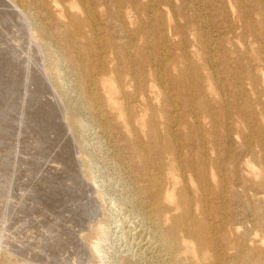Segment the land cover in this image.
<instances>
[{"label":"rangeland","instance_id":"374dc122","mask_svg":"<svg viewBox=\"0 0 264 264\" xmlns=\"http://www.w3.org/2000/svg\"><path fill=\"white\" fill-rule=\"evenodd\" d=\"M153 1L154 0H136V2L135 0H108L107 8L110 11V18L103 19L99 16V14L96 13V21L99 23L103 34L107 31L106 25L108 20H111L112 24L114 25L111 29L112 33L114 32V29L118 33H122L121 30L126 29V36L123 40L124 42L135 40L136 36L134 35L133 31H135L141 25L144 39L139 42H142V44H144V46L146 47V60L152 57V62L147 65V69H151L154 71L162 70L161 65L164 63V60H166V63L170 66V70L168 69L167 71H163V76L165 80H167L166 88L169 91L168 95L170 96H162L159 102L154 103V105H159L160 107H162L163 110L167 112V114L163 119L159 116L154 117L156 124L163 132L166 130V128L170 127L172 130H175V132H178L179 134H190L195 139L204 137V139L206 140L205 147L209 156L210 165L219 166L221 170L226 173L227 176H229L230 168L232 165V158L237 154H241L247 146L257 152L260 151L261 147L259 140L264 137V129L259 130L258 127H256L257 125L255 120V114L264 111V83L261 77L264 71L262 72V70L257 67L258 65L256 63L249 61V59H247V55L244 56V54L242 53V51H244L245 49H249L250 52H252L254 48H259L262 45V42H264V0H261L256 6H252L250 0H239L238 2H236V0H158L161 5L158 9L159 14L157 16L163 15L164 19L166 20L172 18V24L174 26L177 25L183 32L180 36H174L172 34L171 28H169L168 25H164L161 18L159 21L156 19L155 15L153 14L152 8L150 7ZM169 1L171 2V5L166 6V3H168ZM5 7L6 6H4L3 4L0 5V31H2L0 32V194H2L0 196V234L3 235H0V239L3 240L0 241V264H45V261L47 262L46 264H79L80 262V264H83L86 261L87 263L84 264H99L100 260L96 255H94L91 245L92 242L97 243L99 241L97 240V237L92 230V225L96 224L99 220H105V222L107 223L106 228L108 231L105 239L100 241L101 246L103 245V248L101 247V250L103 252L104 264H151L148 258L149 256L147 254H143L140 251L139 246L137 245V239L133 240V238H136V236L134 235L135 230L139 229L141 226H143V228L146 226L149 227V225H147L146 223L142 224V216L138 211V205L134 199L137 192L134 187H131V185H129L130 176L128 172H131L133 174L132 176H134L136 173L137 163L131 160L132 150L127 141L129 138L128 133L121 129L118 125H116L115 121L107 120L105 117H99V111L89 106L84 94V89L81 86L79 75L68 63H63L61 65V70L59 71L57 76V80L63 95L55 88L51 80L52 75L46 67V61L44 57L45 54L40 47L39 42L37 41L35 36H33L29 21H27L25 17L18 13H10L12 9L9 8L11 9L9 10L8 7ZM130 8L131 11L129 10V15H131V18L125 20L124 22V20L119 17V12L124 10L127 11V9ZM2 9H4V11ZM241 13L245 18L244 22L238 21V15ZM9 18L11 21L9 20ZM18 19L21 22L17 21ZM249 21L250 25H248ZM191 29H196L198 33H194V31ZM12 31L13 33H16L12 34ZM29 31L31 32L29 33ZM19 32L22 33V35L19 34ZM24 33L27 37H25ZM226 36L232 38L231 43H228L222 39ZM31 38L32 42L30 40ZM13 42H16L15 46ZM32 44L35 48L32 46ZM65 44V41H63L62 39H58V42L56 43V49L61 48L62 51H66L67 48ZM207 44L211 48V53H214L217 59H219L221 55H224L225 51L227 55H230L231 58L235 59V61H231L229 64V71L233 74L232 78H230L229 80H226L224 78L220 65L218 69L219 75L224 78L223 82L226 83V88L223 92V95L224 98L227 97L229 99L230 106L226 102L222 103L219 94L209 96V105L205 106L200 102V97L197 98L198 96L196 97V93H194L193 91L192 87L195 85L198 86L199 84L198 77L195 75L197 68L203 70V73H207L204 67L205 65H208V63L205 58L206 52L203 49V45L207 47ZM27 45H29L30 47ZM26 46L28 52L26 50ZM30 49L33 53H30ZM39 49H41L42 51ZM194 52H197V55H194ZM26 54L29 55L27 56ZM36 59H38L39 62H37L38 60ZM20 61L22 63H20ZM29 61H31V64ZM26 62L28 65L26 64ZM34 62L36 63L34 64ZM35 68L38 70H35ZM26 69H29L30 71H27ZM183 72H187L189 74L192 73V75H194V79L190 83L181 82V86L178 89L172 84L173 82L171 81V77L174 76L180 78ZM255 72L257 73V77L253 78ZM205 73L203 75H205ZM47 77L49 80L47 79ZM23 79L24 81L22 82L21 80ZM27 81L29 84L27 83ZM43 81H45V84L43 83ZM42 88L45 89L43 90ZM40 90L43 91L41 92ZM21 98H24L25 100H22ZM50 100L52 101V104ZM59 101H61L62 104H60L61 102ZM56 103L59 105V108L57 107ZM67 103L74 111V116L78 120V127L76 132H73L70 129L67 122ZM61 107H63V109ZM240 109L244 113H242ZM152 111L156 113L157 109H152L151 112ZM23 114L25 118H23ZM241 114H243L244 116H242ZM20 118L23 120L22 123L20 122ZM176 121L178 122L177 124H175ZM8 123L10 124L7 125ZM19 127L22 129V131ZM25 127L28 130H26ZM149 128L150 126L147 128V130ZM230 130L233 132V134L231 135L232 137L229 136ZM65 131H67L68 133ZM133 131V133H135V136H137V139H139L140 141L147 142L150 140V135L149 133H146L147 131L143 133L139 128H137V126L133 127ZM1 142L3 144H1ZM38 142L42 144L40 145ZM28 143L30 144L28 145ZM259 154L261 155V152H259ZM118 157L125 163V166L128 167V172L122 169V166L124 165L121 166L118 163ZM83 159L86 160L88 169L84 166L82 162ZM253 161L257 165L260 164L259 160L257 161L253 158ZM14 169L16 171H14ZM23 171L24 174H22ZM89 174H93L96 177L98 184H95L90 180ZM12 175L13 178L11 177ZM81 179H83V182L81 181ZM11 183H13V185ZM21 183L23 186L21 185ZM14 184L16 185L15 187ZM12 187L14 191L11 189ZM16 188L18 190H15ZM98 190L104 192L103 199L98 196ZM81 191H84V193H82ZM36 192H38V194ZM17 193L18 195L16 196ZM27 194H29L30 196ZM46 196L48 197V199ZM83 197L86 200H84ZM5 198L8 200L6 201ZM9 198L12 199L10 200ZM12 200L14 202H12ZM7 202L10 203L8 204ZM39 205L42 209L40 207H36ZM41 211H43V213ZM18 212L21 214H18ZM89 212H91V214ZM9 213L12 214V216ZM25 213L26 215L23 216ZM49 214L51 216H49ZM3 216L4 218L7 216L9 217L6 218L7 221L3 218ZM36 216H38L40 219ZM16 217H18V220H16ZM87 217L89 220L85 219ZM132 217L136 220L134 221V224ZM43 218H46V221ZM39 220L41 221V223L39 222ZM8 222L9 224H7ZM38 222L40 224H38ZM80 222L81 225H78L80 224ZM255 222H257L256 217L251 211L243 213L242 226L240 231L237 232L238 236L241 237L247 230L250 231L251 238L255 237L256 233L261 235V232L257 228H255ZM32 223L33 225H31ZM42 226L45 229H43ZM131 227L132 229L134 227V231L131 229ZM17 228L19 229V231L17 230ZM34 229L38 230L36 231ZM32 231L36 232L33 234ZM78 231H80V233H78ZM25 232H27L28 239ZM63 232L65 234L64 236ZM37 233L40 234L38 235ZM8 234L11 235L9 236ZM29 234L32 237H29ZM40 235H42V237ZM17 236L19 239L15 238ZM60 236L61 239H59ZM130 236H132V239L130 238ZM77 238H80V240H78ZM5 239L6 241L8 240V243L5 242ZM19 240L20 242L18 243L17 241ZM67 241L69 243L71 242V244H69ZM76 242L77 246L75 245ZM17 243L20 245H18ZM45 243L46 245H43ZM60 243H63V246ZM64 244L66 246H64ZM68 245L70 246L68 247ZM9 246L12 248H10ZM18 246H20V248ZM78 246L80 247L78 248ZM251 246L253 245H251L250 242L247 247L250 248ZM49 247L51 248V250H49ZM64 247H66L67 249ZM70 247L72 250L70 249ZM82 247L84 249L83 251L81 249ZM53 248L54 252L56 251V253L53 252ZM58 248L61 249V252ZM62 249H66V251ZM69 249L70 251H68ZM36 250L39 251L36 252ZM57 250L59 251V254ZM79 250H81L82 253ZM72 252L75 253L74 256L72 255ZM233 252L235 251H229L228 254H231ZM41 255L42 257H40ZM57 255L58 257L56 258ZM64 255L65 259L63 258ZM79 255H82L81 259ZM53 259L55 260L53 261ZM57 260L59 262H57Z\"/></svg>","mask_w":264,"mask_h":264},{"label":"bare ground","instance_id":"6f19581e","mask_svg":"<svg viewBox=\"0 0 264 264\" xmlns=\"http://www.w3.org/2000/svg\"><path fill=\"white\" fill-rule=\"evenodd\" d=\"M107 1L108 0H0V2H2V3H0V5L3 4L4 6L8 7V9L11 8L12 11L10 13H18V14L22 15L23 17H25V19L27 21H29V25L31 27V31L33 33V36H35V38L39 42L40 47L42 48V50L45 54V56L44 55L43 56L45 57L46 67L50 71V74L52 75L51 80H52L55 88L62 94L58 80H57V76H58L59 71L61 70V65L63 63H68L71 67L74 68V70L79 75L81 86L84 89V94H85V97L87 99V103L89 104V106L91 108L97 109L99 111V113H98L99 117H105L107 120L115 121L116 125H118L121 129H123L124 131H126L128 133L129 138L127 141H128V145L130 146V148L132 150L131 160L133 162L137 163L135 175L132 176L133 174L131 172L127 171L128 167L125 166V163L119 157H118L117 161L121 166L124 165V166H122L123 167L122 169L126 170L130 176L129 185H131V187H134L136 189L137 193H136V196L134 199L138 205V211L140 212V214L142 216V221H143L142 224L146 223L147 225H149V227L146 226L144 228H143V226H141L139 229H137L135 231L133 230L135 226L133 227V229L131 227V229L134 231V235L136 236V238H133V240L137 239V245L139 246L140 251L143 254H147L149 256L148 258H149L151 264H155V263L156 264H264V155H263L264 154V137H262L259 140L260 147H261L260 151L257 152V151H255L252 148L247 146V147H245V150L241 154H239V155L237 154L236 156H234L232 158L230 175L227 176L226 173H224L219 166H214V165L211 166L210 165L209 156H208V153H207V150L205 147L206 140L204 139V137H202V138L200 137L199 139H195L190 134H186V133H180L179 134L178 132H175V130H172L170 127L166 128V130L164 132L161 131L159 126L156 124L154 117L159 116L163 119L166 116L167 112L165 110H163V108L160 107L159 105H154V103L159 102L160 98L162 96H164V97L170 96V95H168L169 91L166 88L167 80H165V78L163 76L164 75L163 71H167L168 69L170 70V66L166 63V60H164V63L161 65L162 70L154 71L151 69L150 70L147 69V65H149L152 62V57H150L148 60H146V56H145L146 47L144 46V44H142V42H139L142 39H144V35L142 32L141 25L135 31H133L134 35L136 36L135 40H129L128 42L123 41L125 39V36H126L125 35V31H127L126 29L121 30L122 33H118L117 31H115V29H114L113 33L111 32L112 31L111 29L114 26L112 24L111 20H108L107 25H106L107 31L103 34L99 23L96 21L95 15L97 13L103 19H109L110 18V11L107 8L108 7ZM238 1L239 0H236V2H238ZM260 1L261 0H250V2L252 3V6L258 5ZM135 2H136V0H135ZM160 5L161 4L158 0H157V2H156V0H154L150 6L152 8L153 14L155 15L156 19L159 21L161 18L163 21V24L168 25L169 28H171L172 34L174 36L182 35V33H183L182 30L177 25L174 26L172 24V18H170L169 20H166V19H164L163 15L157 16L159 14L158 9H159ZM170 5H171L170 1L168 3H166V6H170ZM11 9H9V10H11ZM2 10L4 11V9H2ZM129 10L131 11V8L127 9V11L124 10V11L119 12V17H121L124 20V22H125V20L131 18V15H129L130 14ZM238 17H239L238 21L244 22L245 18H244L242 13L239 14ZM9 20H10V18H9ZM17 21H19V19ZM19 22H21V21H19ZM24 22H26V21H24ZM1 25H5V24H1ZM248 25H250V21H249ZM232 27H234V26H232ZM16 29H17V25H16ZM27 30H28V28H27ZM109 30H110V32H109ZM191 30H193V29H191ZM13 31H12V34H15L16 32L13 33ZM31 31H29V33ZM193 31L196 34L198 33L196 31V29H194ZM0 32H2V31H0ZM3 33H5V32H3ZM6 34H8V33H6ZM19 34L22 35V33H20V32H19ZM24 35H25V33H24ZM17 36H18V34H17ZM25 37H27V36L25 35ZM32 38H34V37H32ZM32 38L30 39L31 42H32ZM58 39H62L63 41H65V43H66L65 46L67 48L66 51H62L60 47H59L60 49H56V43L58 42ZM222 39L228 43H231V40H232V38L229 36L223 37ZM10 40H11V38H10ZM21 40H24V39H21ZM15 43H14V46L16 45ZM21 43H22V41H21ZM33 44H32V46H33ZM19 45H20V43H19ZM27 46H29V45H27ZM27 46H26V50H27ZM203 47H204L203 49L206 52L205 58H206L207 63H208V65H205V67H204V69L206 70L207 73L204 72L205 75H203L204 74L203 70H201L200 68H197L195 75L198 77L199 84H198V86L195 85L192 87L193 91H194V93H196V97L198 96L197 98L200 97V100H201L200 102L202 104H204L205 106L209 105L208 104V101H209L208 97L212 96V95H216V94L217 95L219 94L220 99L222 100V103L226 102L229 104V99L227 97L224 98V95H223V92L226 88V83L223 82V79L225 78L226 80L227 79L229 80L230 78H232L233 74L229 71V64L231 61H235V59L231 58L230 55H227L226 51H225L224 55H221V57L219 59H217L216 55L214 53H211V48L208 46V44H207V47L205 45H203ZM39 50H41V49H39ZM24 51H25V49H24ZM240 51H242V50H240ZM27 52H28V50H27ZM30 53H33V52H31V49H30ZM242 53L244 54V56L247 55V59H249V61L256 63L258 65L257 67L260 70H262V72L264 71L263 70V68H264L263 67L264 66V42H262V45L259 48H254L252 50V52H250L249 49H245L244 51H242ZM249 53H251V54H249ZM194 55H197V52H194ZM41 56H42V54H41ZM21 59H22V57H21ZM30 59H32V58H30ZM36 60H38V59H36ZM29 62L31 64V61H29ZM37 62H39V60ZM20 63H22V62L20 61ZM35 63L36 62H34V64ZM189 63H188V65H189ZM18 64H16V65H18ZM26 64H27V62H26ZM185 65H187V64H185ZM219 65L221 66L222 74L224 75V78L221 77L218 73ZM39 66H40V64H39ZM261 67H263V68H261ZM27 68H28V66H27ZM35 70H38V69L35 68ZM46 73H47V71H46ZM35 76H36V74H35ZM255 77H257L256 72L254 73L253 78H255ZM261 77H262V80L264 83V72L261 75ZM35 78H37V77H35ZM47 79H48V77H47ZM193 79H194V75H192V73L189 74L187 72H183V74H181L180 78L174 77V76L171 77V81L173 82L172 84L178 89L181 86V82L182 83H186V82L190 83ZM41 80H42V78H41ZM21 81L23 82L24 79ZM45 81H43V83ZM27 83H28V81H27ZM49 85H51V84H49ZM23 87H25V86H23ZM29 87H30V85H29ZM42 89L44 90L45 88H42ZM43 90H40V91L42 92ZM33 92H34V90H33ZM221 94L223 97L221 96ZM30 96H31V93H30ZM52 98H54V97H52ZM22 100H25V99L23 98ZM30 100H31V98H30ZM260 100H263V99H260ZM13 101H14V99H13ZM44 102H45V100H44ZM59 102H61V101H59ZM51 104H52V101H51ZM60 104H62V102ZM56 105H57V107L59 106L57 103H56ZM229 106H230V104H229ZM66 107H67L68 125L73 132H76L77 127H78V120L75 118L74 111L71 109V107L69 106L68 103L66 104ZM61 108L63 109V107H61ZM152 109L153 110L157 109L156 113H154L153 111L151 112ZM19 110H20V108H19ZM240 111H241V109H240ZM242 113H244V112H242ZM10 114H12V113H10ZM172 115H173V112H172ZM241 115L244 116L243 114H241ZM255 115H256L255 120H256V125H257L256 127H258L259 130H263L264 129V111H262L261 113H257ZM17 116H19V115H17ZM23 118H25L24 114H23ZM7 119H9V118H7ZM21 120H20V122L22 123L23 120L22 121ZM10 123H12V122H10ZM10 123H8L7 125H9ZM64 123H66V122H64ZM177 123L178 122L176 121L175 124H177ZM134 126L135 127L137 126V128H139L143 133H145L147 131L146 133H149L150 140L147 142H142L139 139H137V136H135V133H133L134 132L133 131ZM149 126H150V128L147 130V128ZM23 127H24V125H23ZM62 127H65V126H62ZM11 128H12V126H11ZM26 130H28V129L26 128ZM21 131H22V129H21ZM65 132H67V131H65ZM37 134H39V133H37ZM229 134H230L229 136H231L233 134V132L230 130ZM10 136H11V134H10ZM71 138H72V136H71ZM7 139H9V138H7ZM29 141H27V142H29ZM12 143H13V141H12ZM43 143H44V141H43ZM1 144H3V143L1 142ZM29 144L30 143H28V145ZM50 144H49V146H50ZM23 148H25V147H23ZM23 148H22V150H23ZM65 148H66V146H65ZM15 151H17V150H15ZM26 151H28V150H26ZM259 152H261V155L259 154ZM44 154H46V153H44ZM253 158L257 161L259 160L260 164L257 165L256 163H254ZM31 160H32V158H31ZM78 161H79V159H78ZM38 162H40V161H38ZM82 162H83L84 166L88 169L86 160L83 159ZM2 163H4V162H2ZM15 165H16V163H15ZM29 166H31V165H29ZM14 168H16V167H14ZM21 169H22V167H21ZM12 170H13V168H12ZM14 171H16V170L14 169ZM59 171H60V169H59ZM53 173H54V171H53ZM22 174H24V171ZM25 174H26V172H25ZM35 176H33V177H35ZM45 176H47V175H45ZM11 177L13 178V175ZM28 177H29V175H28ZM89 178L92 182H94L95 184H98L96 177L93 174H89ZM46 180H48V179H46ZM82 180L83 179H81V181ZM84 181H85V179H84ZM0 182H1V180H0ZM11 184L13 185V183H11ZM44 184H46V183H44ZM21 185H22V183H21ZM31 185H32V183H31ZM15 186L16 185L14 184V187ZM28 187H30V186H28ZM79 187H81V186H79ZM1 189H3V188H1ZM8 189H9V187H8ZM11 189L13 190V187ZM40 189H42V188H40ZM40 189H38V190H40ZM15 190H18V189L16 188ZM59 190H58V192H59ZM27 191H28V189H27ZM10 192H11V190H10ZM79 192H78V194H79ZM18 193L16 194V196L18 195ZM36 193L38 194V192H36ZM82 193H84V191ZM87 193H88V191H87ZM97 194L100 198L103 199V196H104L103 191L98 190ZM1 195L2 194H0V196ZM27 195H29V194H27ZM80 195H82V194H80ZM7 198H8V196H7ZM25 198H26V196H25ZM15 199H17V198H15ZM15 199H13V200H15ZM47 199H48V197H47ZM7 200L8 199H6V201ZM13 200H12V202H14ZM84 200H86V199L84 198ZM82 201H83V199H82ZM1 202H3V201H1ZM24 202H25V199H24ZM7 203L9 204L10 202H7ZM18 203H20V202H18ZM33 203H35V202H33ZM19 206H20V204H19ZM36 207H40V205L36 206ZM57 208H59V207H57ZM35 209H37V208H35ZM88 209H89V207H88ZM10 211H8V212H10ZM21 211H24V210H21ZM66 211H68V210H66ZM248 211H251L255 215L256 220H257V222H255V228H257L261 232V235L256 233V236L251 238L250 237V231L247 230L243 233V235L241 237H239L237 232L240 231L241 226H242L243 213H246ZM5 212H6V210H5ZM41 212L43 213V211H41ZM78 212H80V211H78ZM85 212H86V210H85ZM91 212H89V213L91 214ZM26 213L23 216H25ZM18 214H21V213L18 212ZM10 215L12 216V214H10ZM81 215H83V214H81ZM49 216H51V215L49 214ZM79 216H80V214H79ZM134 216H136V215H134ZM7 217L4 218V216H3L4 219H6ZM36 217H38V216H36ZM69 217H71V216H69ZM43 219H45V221H46V218H43ZM85 219L87 220L88 217ZM132 219H133V217H132ZM136 219H137V217H136ZM16 220H18V217H16ZM36 220H38V219H36ZM76 220H78V219H76ZM6 221H7V219H6ZM47 221H49V220H47ZM51 221H52V219H51ZM134 221H136V220L133 219V224H134ZM27 222H28V220H27ZM39 222L41 223L40 220H39ZM39 222H38V224H40ZM83 222H85V221H83ZM7 224H9V222ZM31 225H33V223ZM47 225H48V223H47ZM78 225H81V222ZM106 225H107V223L105 222V220H99L96 224L92 225V230L95 233L97 240H99L97 243L92 242V244H91L92 245V251L94 252V255H96L99 258V260H100L99 264H104L103 252L101 250V247L103 245L101 246L100 241L104 240L108 234ZM119 225H120V223H119ZM54 226H56V225H54ZM15 227H17V226H15ZM28 227H30V226H28ZM34 228H36V227H34ZM45 228H46V225H45ZM45 228L43 227V229H45ZM2 229H4V228H2ZM61 229H62V227H61ZM14 230H15V228H14ZM17 230L19 231L18 228H17ZM34 230H36V229H34ZM23 231H24V229H23ZM30 231H31V229H30ZM2 232H4V231H2ZM35 232H33V234ZM25 233L27 235V232H25ZM78 233H80V231H78ZM78 233H76V234H78ZM37 234H35V235H37ZM0 235H2V234H0ZM8 235L10 236L11 234H8ZM24 235H23V237H24ZM64 235L65 234L63 232V236ZM15 236H16V234H15ZM40 236L42 237V235H40ZM77 236H75V237H77ZM135 236H133V237H135ZM29 237H32V236L29 234ZM127 237H128V235H127ZM131 237L132 236H130V238ZM15 238H18V236ZM27 239H28V235H27ZM37 239H39V238H37ZM59 239H61V236L59 237ZM48 240H49V238H48ZM78 240H80V238ZM0 241H3V240L0 239ZM7 241L5 239V242H7ZM12 241H14V240H12ZM12 241H11V243H12ZM40 241H42V240H40ZM56 241H58V240H56ZM5 242H4V244H5ZM17 242L19 243L20 240ZM250 242H251V245H253V246L248 248L247 245ZM53 243H54V241H53ZM63 243L62 244L60 243V244L63 246ZM69 244H71V242ZM80 244H82V243H80ZM133 244H135V243H133ZM18 245H20V244H18ZM43 245H46V243ZM54 245H55V243H54ZM75 245L77 246V242ZM23 246H26V245H23ZM47 246H48V243H47ZM49 246H50V244H49ZM64 246H66V245L64 244ZM69 246L70 245H68V247ZM18 247L20 248V246H18ZM79 247L80 246H78V248ZM133 247H134V245H133ZM10 248H12V247H10ZM21 248H22V245H21ZM64 248H66V247H64ZM47 249H45V250H47ZM66 249H62V250L66 251ZM70 249H71V247H70ZM70 249L68 251H70ZM81 249H82V251L84 250L83 247ZM39 250H36V252ZM49 250H51V248ZM74 250H76V249H74ZM232 250L235 252L228 254V252L232 251ZM41 251H42V249H41ZM59 251L61 252V249H59ZM59 251H58V254H59ZM79 251L81 252V250H79ZM23 252H24V249H23ZM31 252H33V251H31ZM53 252H54V248H53ZM54 253H56V251ZM67 253H71V252H67ZM29 254H31V253H29ZM40 254H42V253H40ZM45 254H47V253H45ZM48 254H51V253H48ZM74 254L75 253H73L72 255L74 256ZM78 254H76V255H78ZM23 255H25V254H23ZM60 255H62V254H60ZM65 255H66V253H65ZM65 255L63 256V258L65 257ZM69 255H71V254H69ZM84 255H85V252H84ZM89 255H90V253H89ZM131 255H132V253H131ZM37 256H38V254H37ZM44 256H46V255H44ZM79 256L81 259L82 255H79ZM79 256H78V261H79ZM40 257H42V255ZM49 257H50V255H49ZM57 257H58V255L56 256V258ZM60 257H62V256H60ZM75 258H77V257H75ZM84 258H85V256H84ZM46 259H48V258H46ZM72 259H73V257H72ZM72 259H70V260H72ZM86 259H87V257H86ZM50 260H48V261H50ZM54 260L55 259H53V261ZM57 262H59V261L57 260ZM61 262H62V260H61ZM46 263L47 262L45 261V264ZM84 263H87V261ZM59 264H61V263H59ZM69 264H71V263H69Z\"/></svg>","mask_w":264,"mask_h":264}]
</instances>
